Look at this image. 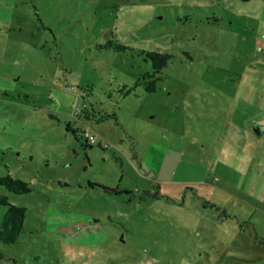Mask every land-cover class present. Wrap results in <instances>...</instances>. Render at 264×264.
I'll list each match as a JSON object with an SVG mask.
<instances>
[{
    "label": "rangeland",
    "instance_id": "rangeland-1",
    "mask_svg": "<svg viewBox=\"0 0 264 264\" xmlns=\"http://www.w3.org/2000/svg\"><path fill=\"white\" fill-rule=\"evenodd\" d=\"M257 123L264 0H0V264H264Z\"/></svg>",
    "mask_w": 264,
    "mask_h": 264
},
{
    "label": "trees",
    "instance_id": "trees-1",
    "mask_svg": "<svg viewBox=\"0 0 264 264\" xmlns=\"http://www.w3.org/2000/svg\"><path fill=\"white\" fill-rule=\"evenodd\" d=\"M103 47H112L114 49H124L125 44L119 43L116 40L108 38L106 42L102 45ZM172 55L168 52H161L157 50H147L145 51V58H148L151 62V71L146 72L142 78L144 80V89L148 92L154 91L155 81L158 79L157 73L166 66L169 58ZM139 82H135L138 84ZM134 84V85H135ZM132 86L123 84L121 89V94L126 95L133 90ZM87 118H90L89 115H85ZM91 116L99 121L108 117L115 118V113L111 112H94L92 110ZM69 129V124L66 125ZM74 131V130H73ZM85 144L89 145L85 141ZM0 185H3L8 190L15 193H25L30 190L29 183L26 180H23L19 177L12 176L9 172L0 175ZM0 204L5 206V210L0 217V240L5 243H13L18 238L19 234L25 230L24 218L26 207L21 205H16L10 202L5 194L0 195ZM6 262L8 259L5 258L0 253V261Z\"/></svg>",
    "mask_w": 264,
    "mask_h": 264
},
{
    "label": "built area",
    "instance_id": "built-area-1",
    "mask_svg": "<svg viewBox=\"0 0 264 264\" xmlns=\"http://www.w3.org/2000/svg\"><path fill=\"white\" fill-rule=\"evenodd\" d=\"M82 134H83L84 140L87 143L91 144V143H94L96 141L94 133H92L90 130L85 129L82 131Z\"/></svg>",
    "mask_w": 264,
    "mask_h": 264
},
{
    "label": "water",
    "instance_id": "water-1",
    "mask_svg": "<svg viewBox=\"0 0 264 264\" xmlns=\"http://www.w3.org/2000/svg\"><path fill=\"white\" fill-rule=\"evenodd\" d=\"M254 131L258 134V135H260V134H262L263 132H264V125H262V124H255L254 125Z\"/></svg>",
    "mask_w": 264,
    "mask_h": 264
},
{
    "label": "crops",
    "instance_id": "crops-1",
    "mask_svg": "<svg viewBox=\"0 0 264 264\" xmlns=\"http://www.w3.org/2000/svg\"><path fill=\"white\" fill-rule=\"evenodd\" d=\"M96 142V141H95ZM99 143V142H98Z\"/></svg>",
    "mask_w": 264,
    "mask_h": 264
}]
</instances>
